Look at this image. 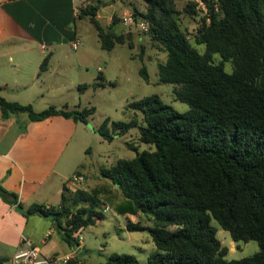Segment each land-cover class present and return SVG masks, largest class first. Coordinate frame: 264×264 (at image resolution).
<instances>
[{"label": "trees", "instance_id": "1", "mask_svg": "<svg viewBox=\"0 0 264 264\" xmlns=\"http://www.w3.org/2000/svg\"><path fill=\"white\" fill-rule=\"evenodd\" d=\"M143 1L144 10L133 6L131 11L147 20L146 30L133 25L122 32L118 11L103 25L97 16L100 0H88L77 17L89 18L108 49L116 43L132 46V32H146L166 53L157 63L159 81L172 83L175 97L189 107L178 111L150 93L130 101L141 117H105L96 127L104 137L136 127L138 139L149 145L138 150L130 143L134 156L101 166L96 189L62 193L59 206L25 205L0 178V196L24 213L49 215L75 245L74 233L104 216L98 208L103 196L117 199L121 212L145 213L152 220L128 218L126 224L152 235L155 249L144 262L133 253L112 252L105 263L70 258L65 264H264V0H202L207 11L194 31L182 23V14L197 13L196 0H186L181 8L176 0ZM47 64L45 56L40 71ZM140 72L148 78L144 64ZM0 110L4 117L24 111L32 120L62 114L87 121L94 106L49 104L36 110L0 92ZM213 220L235 241L256 240L258 250L227 257L228 246L216 235ZM4 259L0 256V262Z\"/></svg>", "mask_w": 264, "mask_h": 264}, {"label": "crops", "instance_id": "2", "mask_svg": "<svg viewBox=\"0 0 264 264\" xmlns=\"http://www.w3.org/2000/svg\"><path fill=\"white\" fill-rule=\"evenodd\" d=\"M78 2L0 0V92L4 97L31 103L34 108L43 103L80 108L79 97L71 101L61 95L69 87L75 90L77 83L84 82L80 79L83 66L88 70V62L83 58L86 51L78 52L79 46L72 45L81 38L74 12ZM133 6L144 10L145 2L100 0L97 16L106 24L115 11L122 14ZM120 26L125 30L121 23ZM45 56L48 64L40 71ZM50 89L58 93L57 97L49 94ZM78 121L62 114L32 120L24 111L4 117L0 110V178L25 205L59 206L62 193L71 191L66 179L74 171L85 175L83 188L96 189L100 183L88 182V169L83 161L73 171L65 169L68 161L62 157L76 133ZM28 241L39 247L42 256L54 258L51 264H58L64 255L76 259V263L81 261L76 254L82 245L81 238L77 245L68 243L49 215L24 213L0 196V256L5 258L0 264H13V253L27 246Z\"/></svg>", "mask_w": 264, "mask_h": 264}, {"label": "rangeland", "instance_id": "3", "mask_svg": "<svg viewBox=\"0 0 264 264\" xmlns=\"http://www.w3.org/2000/svg\"><path fill=\"white\" fill-rule=\"evenodd\" d=\"M185 1L176 0L178 7L181 8ZM196 7L198 11L194 15L182 14V23L187 25L190 31L195 30L201 16L206 14V9L201 3H197ZM100 21L105 24L104 19L101 18ZM131 28H125L122 32L125 33ZM77 31L81 35L82 43L76 50L86 51L83 58L88 62V70L83 66L84 74L80 79H84V82L77 83L75 90L69 87L61 95L71 101L79 97L80 108L94 106V110L87 116V121H78L76 133L66 148L62 160L67 159L65 169L68 172L76 169L78 162L83 161L88 169V182L92 184L100 178L101 166L110 165L120 157L135 155L136 150L130 146V143L135 144L138 150L149 145L138 139L136 127L123 134H114L111 138L104 137L96 127L105 117L110 120L128 119L133 115L141 117V112L133 108L130 101L150 93L160 94L164 101L178 111L186 110L189 104L175 97L172 83L159 81L157 63L165 59L166 53L151 43L146 32L138 31L133 34L131 31L134 37L132 46L116 43L108 49L101 46L98 31L87 16L77 18ZM196 45L203 50L202 44ZM86 47L87 49H84ZM215 59H219L217 54ZM142 64L147 68V79L140 72ZM226 68L231 69L230 62H226ZM71 72L69 70V73ZM64 76L66 78L65 74ZM49 94L54 97L58 95L53 89L49 90ZM46 105L48 103H43L41 106L37 104L35 109L39 110ZM102 201L98 208L103 211L104 216L79 230L82 245L76 254L80 262L105 263L107 255L112 252L133 253L144 262L149 253L155 249L152 235L147 228L128 229L126 224L128 218L133 221L140 219L144 224H152V220L145 213L139 216L119 211L115 198L103 196ZM106 205L108 207L103 209ZM212 222L217 226L216 235L228 246L227 257L239 258L258 250L256 240L235 241L229 231L222 228L216 220ZM13 264L19 263L13 262Z\"/></svg>", "mask_w": 264, "mask_h": 264}, {"label": "built area", "instance_id": "4", "mask_svg": "<svg viewBox=\"0 0 264 264\" xmlns=\"http://www.w3.org/2000/svg\"><path fill=\"white\" fill-rule=\"evenodd\" d=\"M198 3H201L207 11V7L202 0H196ZM88 0H79V2L74 7V12L77 15L81 6L85 5ZM120 22L125 28H129L133 25L138 26L141 29L146 30L148 28L147 20L141 18L138 14H135L133 11H124L121 14ZM80 44V39H75L72 42L73 47H77ZM85 180V176L81 172H73L66 179V185L69 189L73 190L77 187H81V183ZM108 205L104 206L106 209ZM78 238L80 239L79 230L75 232ZM25 239V238H24ZM27 241V240H26ZM71 256L64 255L59 258L58 264H65ZM12 261L19 264H51L53 259L42 256L39 250V247L28 241L27 246L19 248L12 255Z\"/></svg>", "mask_w": 264, "mask_h": 264}]
</instances>
